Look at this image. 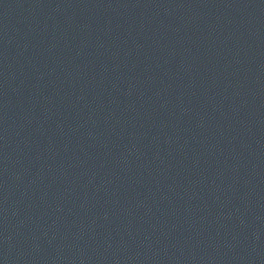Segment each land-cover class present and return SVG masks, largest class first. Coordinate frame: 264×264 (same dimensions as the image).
Masks as SVG:
<instances>
[{"label": "water", "instance_id": "95a60500", "mask_svg": "<svg viewBox=\"0 0 264 264\" xmlns=\"http://www.w3.org/2000/svg\"><path fill=\"white\" fill-rule=\"evenodd\" d=\"M0 264H264V0H0Z\"/></svg>", "mask_w": 264, "mask_h": 264}]
</instances>
